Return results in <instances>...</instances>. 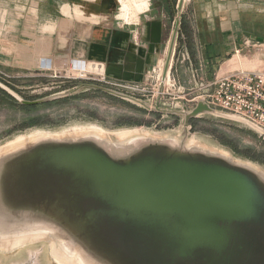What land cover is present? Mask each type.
Segmentation results:
<instances>
[{"label": "water", "instance_id": "95a60500", "mask_svg": "<svg viewBox=\"0 0 264 264\" xmlns=\"http://www.w3.org/2000/svg\"><path fill=\"white\" fill-rule=\"evenodd\" d=\"M183 5L180 0V11ZM180 26L177 16L156 107L140 103L182 116L184 139L136 136L123 144L91 135L1 154L0 224L13 226L14 238L44 235L88 264H264V180L221 153L185 143L191 120L221 115L205 99L192 109L184 101L179 112L160 108ZM0 87L25 106L75 93L27 101ZM85 87L134 99L95 84ZM228 118L264 134L246 120ZM120 150L127 156L114 158Z\"/></svg>", "mask_w": 264, "mask_h": 264}, {"label": "rangeland", "instance_id": "374dc122", "mask_svg": "<svg viewBox=\"0 0 264 264\" xmlns=\"http://www.w3.org/2000/svg\"><path fill=\"white\" fill-rule=\"evenodd\" d=\"M56 1L63 3L61 4L62 11L64 17L67 18L69 32L70 29H74L84 37L89 35L91 29L96 26L95 24H109L116 26L117 29L128 27L135 29V25L139 28L145 24V17L151 10H158L169 18L165 38L167 48L159 53L156 66L145 74L139 84L134 85L112 80L107 74L104 62L93 61L85 56H71L68 60L64 59V56H47L38 59L36 65L34 61H18L13 57L18 56L16 53L19 48L25 52H32L39 48H50L51 42L57 44L59 48L60 42H67L61 45L62 49H67L68 52H80L82 46L75 45L74 40H10L13 18L15 20L17 17V13L12 11V5L19 7L20 24H24L27 28L36 14V0H0V35L2 33L5 38V40H0V83L27 101H36L66 93L71 89L75 90L74 94L57 101L25 106L14 99L9 91L0 87V148L17 139L40 132L60 135L69 132L74 127L90 128V126L101 128L107 136L103 139L113 143L119 142L117 135L123 133H131L130 138L143 136L182 141L184 139V118L182 116L155 113L140 102H146L151 109L156 107L160 77L164 72L169 48L167 41L176 15L181 22H184L190 0H184L181 11L178 8L180 0ZM217 1H233L244 7H252L253 16L259 15L264 20V0ZM155 29L158 32V26ZM179 37H181L180 34L169 65L167 93L161 99V109L173 112L182 111L184 101L207 92L211 93L213 87L210 85L218 75L238 69L264 70V41H259L264 40V35L258 38L249 35L245 39V41H251L249 49H246L243 44V47H239L242 53L231 62H228L230 58L215 61L213 65L206 66L203 72L200 68H196L195 63L190 60L191 53L188 54L186 49L182 50L183 43ZM13 47L15 48L14 53ZM154 59L157 58L154 57ZM226 62L227 64L224 65ZM190 64L195 68L196 81L184 73V69L191 67ZM103 79H106L105 83L100 82ZM85 84L114 89L134 99L126 100L99 90L82 87ZM187 105L189 109H192L196 103H187ZM218 112L221 117L203 115L190 123L191 128L185 142L187 146L194 144L205 150L225 154L264 171V137L248 126L228 118L233 116ZM53 249L57 251L60 249L59 242L56 240H51V243L49 240L30 242L28 246L20 249H3L4 251H0V264H59L51 255ZM62 260L66 261L64 258Z\"/></svg>", "mask_w": 264, "mask_h": 264}, {"label": "crops", "instance_id": "0c3cea01", "mask_svg": "<svg viewBox=\"0 0 264 264\" xmlns=\"http://www.w3.org/2000/svg\"><path fill=\"white\" fill-rule=\"evenodd\" d=\"M61 4L62 1L36 0V14L27 28L20 24L19 7L13 4L12 11L17 13V17L15 20L13 18L10 40H74L75 45L82 46L81 51L68 52L67 49L61 48V45L67 42H60V48L51 42L50 48H39L32 52L19 48L16 53L18 56L13 57L15 60L34 61L36 65L38 59L47 56H64L66 60L71 56H85L93 61L104 62L107 74L112 80L134 85L139 84L145 74L156 66L159 53L167 48L165 38L169 18L158 10H151L145 17V24L139 28L135 25V29H117L109 24H95L89 35L84 37L74 29L69 32V24L63 15ZM253 14L252 7H244L238 2L190 0L186 17L179 30L182 50L186 49L188 54L191 53L190 60L202 72L215 61L231 58L235 49L243 47L249 35L255 38L263 37L264 20L259 15L254 17ZM175 21L167 44H170ZM0 40H5L2 33ZM14 44L15 42L13 46ZM14 51L15 48L13 53ZM184 73L196 81L194 66L184 69Z\"/></svg>", "mask_w": 264, "mask_h": 264}, {"label": "built area", "instance_id": "2783aa9c", "mask_svg": "<svg viewBox=\"0 0 264 264\" xmlns=\"http://www.w3.org/2000/svg\"><path fill=\"white\" fill-rule=\"evenodd\" d=\"M246 49L251 46V41L244 42ZM242 50L235 49L231 62L236 56H239ZM224 63V65H226ZM78 68V67H75ZM89 74V73H87ZM86 74V75H87ZM106 82V79L100 80ZM162 82V81H161ZM160 86V84H159ZM213 91L195 96L187 103H197L200 99H205L207 104L214 110L224 112L233 117L246 120L264 131V70H233L223 75H218L212 85ZM128 89H133L125 86ZM137 90V89H135ZM167 87L161 94V99L166 96ZM185 99V97L183 98ZM261 134L247 123L240 122Z\"/></svg>", "mask_w": 264, "mask_h": 264}, {"label": "bare ground", "instance_id": "6f19581e", "mask_svg": "<svg viewBox=\"0 0 264 264\" xmlns=\"http://www.w3.org/2000/svg\"><path fill=\"white\" fill-rule=\"evenodd\" d=\"M161 81H162V73H161ZM169 77L166 78V82H168ZM91 135H97L98 137H105L106 134L101 128H82V127H74L73 129L69 130V132L62 133L60 135H52L50 133H37L33 134L31 136L27 137H22L20 139H17L16 141L8 144L7 146L0 148V155L11 152L15 149H22L28 144H37L45 141H61V140H75L78 138H82L85 136H91ZM115 135V134H114ZM117 135V134H116ZM132 136L131 133H123V134H118L117 138L119 139V143H123L126 140H129V138ZM178 136V135H177ZM107 137V136H106ZM190 138V137H189ZM194 138V137H193ZM197 138V137H196ZM198 140V139H196ZM194 146V144H193ZM217 153V152H216ZM113 157L116 159H122L127 156L125 150H120V151H113ZM225 159L230 162L234 166H243L248 168L250 171L253 173L257 174L261 179L264 180V171H261L257 169L255 166L251 164H243L241 161L236 160L235 158L229 157L225 154ZM227 157V158H226ZM262 169V168H261ZM9 224H12V221H9ZM13 226H3L0 224V234H6L7 239H0V251L1 250H13L16 248H21L25 246L28 242L36 241V240H42L45 239L46 236L44 235H31V236H24V237H19V238H14L13 234ZM14 238V239H13ZM51 242V241H50ZM57 248V247H56ZM3 250V251H4ZM59 250V249H58ZM51 253V252H50ZM52 257L58 261L59 264H88V261L82 256L81 254H75L67 249V251L64 253L62 251H57V249H53L52 251ZM49 257V254H48ZM65 259L66 261H63L62 259Z\"/></svg>", "mask_w": 264, "mask_h": 264}, {"label": "flooded vegetation", "instance_id": "af4514ba", "mask_svg": "<svg viewBox=\"0 0 264 264\" xmlns=\"http://www.w3.org/2000/svg\"><path fill=\"white\" fill-rule=\"evenodd\" d=\"M85 85H88V84H85ZM85 85H83L82 87H85ZM75 89H77V88H75ZM87 89H89V88H87ZM193 120H191V122H192Z\"/></svg>", "mask_w": 264, "mask_h": 264}]
</instances>
